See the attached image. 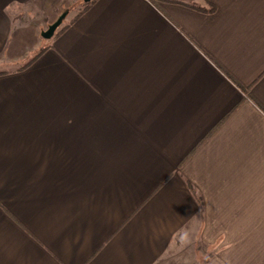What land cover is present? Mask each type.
I'll use <instances>...</instances> for the list:
<instances>
[{"label":"crops","instance_id":"0c3cea01","mask_svg":"<svg viewBox=\"0 0 264 264\" xmlns=\"http://www.w3.org/2000/svg\"><path fill=\"white\" fill-rule=\"evenodd\" d=\"M75 1L0 0V264H264V0Z\"/></svg>","mask_w":264,"mask_h":264},{"label":"rangeland","instance_id":"374dc122","mask_svg":"<svg viewBox=\"0 0 264 264\" xmlns=\"http://www.w3.org/2000/svg\"><path fill=\"white\" fill-rule=\"evenodd\" d=\"M82 5H83V0H76L74 3L70 4L71 8H70V10L67 11V14L63 20L61 27L65 26L67 23L70 22V20L78 13V10L80 9V6H82ZM40 42L45 43L46 41L42 39ZM30 57L32 58L33 54H31ZM191 241H192V239H191ZM198 242H199V239H198ZM189 246H191V245H189ZM196 247H197L196 251L198 252L197 253L198 255L195 252L189 253V250H188L189 247H187V246L181 247L180 248L181 250L184 249L186 251L179 253L178 258L171 259L169 264H197L198 256L203 255V253L199 252L200 251V245H196Z\"/></svg>","mask_w":264,"mask_h":264},{"label":"trees","instance_id":"16d2710c","mask_svg":"<svg viewBox=\"0 0 264 264\" xmlns=\"http://www.w3.org/2000/svg\"><path fill=\"white\" fill-rule=\"evenodd\" d=\"M94 0H91L90 2H88V3H84L83 2V5H82V9H81V11L78 13V15L76 16V17H74L71 21H70V23L68 24V25H65L64 27H62L61 29H60V27L57 29V31L55 32V34H54V37H57V36H59L63 31H65L67 28H68V26L69 25H71L79 16H81L89 7H90V5L92 4V2H93ZM152 2H154V3H156L158 0H151ZM203 12H213L214 11V7L213 6H210V8H208V9H201ZM43 50V49H42ZM42 52V51H41ZM41 52L40 53H38L37 55H36V57L39 55V54H41ZM33 60V59H32ZM241 87V86H240ZM242 88V87H241ZM242 89H244L243 91L244 92H246V88H242ZM187 186H188V188H189V190H190V192H192L193 193V195L195 196V198H196V201H197V203H198V206H199V208H200V213H202L203 212V203H202V200H201V198L196 194V190H195V188L190 184V183H188L187 182ZM202 258H203V256H202ZM210 259V256L209 255H207V256H205L202 260L200 259V261H199V263L200 264H205L208 260Z\"/></svg>","mask_w":264,"mask_h":264},{"label":"water","instance_id":"95a60500","mask_svg":"<svg viewBox=\"0 0 264 264\" xmlns=\"http://www.w3.org/2000/svg\"><path fill=\"white\" fill-rule=\"evenodd\" d=\"M91 0H83L84 3H88ZM65 17V14L61 15L52 25L48 27V29L41 34V36L48 40L51 39L55 33V31L58 29V27L61 25L63 19Z\"/></svg>","mask_w":264,"mask_h":264}]
</instances>
